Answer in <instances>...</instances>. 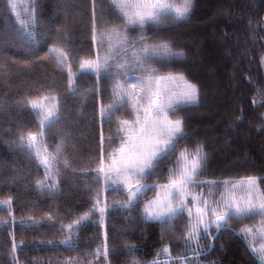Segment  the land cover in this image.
Masks as SVG:
<instances>
[{
  "label": "trees",
  "instance_id": "1",
  "mask_svg": "<svg viewBox=\"0 0 264 264\" xmlns=\"http://www.w3.org/2000/svg\"><path fill=\"white\" fill-rule=\"evenodd\" d=\"M15 4L13 11L7 0H0V200L12 201L10 208L0 209V264H154L157 259H167L168 264H264L255 251L260 240L242 231L264 217L232 220L219 230L210 224L207 232L200 231L195 249L187 239L188 212L167 225L145 219L144 214L158 186L168 183L169 170L185 147L203 146L206 165L200 179L217 184H201L191 191L203 193L210 204L225 192L221 181L264 178V0H195L187 20L169 18L144 30L147 43H168L174 52L184 53L151 67L160 75L182 73L197 86L199 99L170 114V119L184 121L186 138L156 175L143 181L156 187L146 190L132 208L121 207L126 190L106 191L103 175L96 178L102 153L119 146L123 133L118 132V121L135 119L129 115L130 104L110 120L101 117V108L113 102L117 77L97 80L94 74H82L76 80L79 91L72 94L67 67L58 66L49 54L52 48L63 49L69 54L65 65L80 72L81 58H94L106 50L93 40L94 22L97 31H107L123 29V21L109 0ZM26 10L36 18L35 27L28 29L35 38L18 40L17 16L23 19ZM129 35L140 33L133 30ZM131 75L139 76V69ZM44 95L56 97L61 119L43 129L40 137L39 117L20 102ZM29 132L42 139L47 153L55 154L56 146H63L60 162L51 169L56 184L52 192L36 186L45 170L35 155L18 146L19 137ZM109 138L115 143L109 145ZM65 159L69 167L64 166ZM98 194L99 206L106 207L103 219L98 206L89 220L73 229L69 243H61L69 239L67 225L92 210ZM105 244L107 259L94 258ZM165 248L170 256H160Z\"/></svg>",
  "mask_w": 264,
  "mask_h": 264
},
{
  "label": "snow or ice",
  "instance_id": "2",
  "mask_svg": "<svg viewBox=\"0 0 264 264\" xmlns=\"http://www.w3.org/2000/svg\"><path fill=\"white\" fill-rule=\"evenodd\" d=\"M7 2L15 11L17 6L13 0H7ZM93 2L95 3V0ZM194 2L195 0H109L125 27L97 31L94 22L93 40L98 39L99 47L106 50L103 55L98 51L94 58H81L80 72H73L70 63L65 65V62L69 60V54L63 49L50 50L49 54L58 66L67 67L68 91L72 94L79 91L76 80L82 74H94L97 80L117 77L112 90L113 102L101 108L102 118L110 120L121 109L131 105L132 112L129 115H134L135 119L118 121V132L123 133L119 137V146L111 152H103L98 160L99 167L96 169V178L98 179L101 174L105 178L106 191L108 189L127 191V200L121 205L123 208H132L143 198L146 190L156 187L143 181L155 176L163 161L176 151L179 141L186 138L184 121L180 118L170 119V114L174 116L180 105L195 104L199 99L197 86L188 81L182 73L160 75L156 68L151 67L158 60L183 57L184 53L174 52L168 43H147L144 30L146 27L158 26L169 18L176 21L187 20ZM32 3L35 4L36 0H32ZM26 11L28 14L23 19L17 16L15 33L18 40L35 38L34 31L28 29L35 27L36 18L32 11ZM133 30L139 31L140 35L130 36L129 32ZM136 69H139L140 75H131ZM170 85H176V87H170ZM20 103L30 107L39 117L40 137L44 135L43 129H51L61 119L58 101L54 96L26 98ZM42 143V139L38 140L37 134L31 132L27 136L21 135L18 140V146L21 149L27 148L30 156L35 155L39 158L45 169V178L37 180L36 186L47 187L48 191L52 192L56 189V184L51 179V169L54 163L60 162L63 146L57 145L55 154H50L47 153L46 148L41 149L37 146ZM108 143L112 145L115 141L109 138ZM63 163L65 167H69L66 159ZM205 165L206 153L202 145H196L191 149L185 147L180 151L179 156L176 157L175 166L169 170L168 183L158 186L163 196L145 205V219L167 225L178 218L183 211H188L191 216L192 210L188 200L191 197V203L200 205L196 208V223L191 226L187 237L189 241H192L197 239L199 225H205L204 231L207 232L208 224H214L219 230L227 228L232 220H242V218L257 215L264 217V192L261 191L264 178L262 177L253 175L235 181L219 182L224 185L225 192L220 194V200L213 201L212 204L204 198L203 193L193 194L191 189L201 184H217L216 181L200 179ZM58 173L59 169H57ZM237 192L242 195L237 197ZM208 195L214 194L209 192ZM100 202L98 194L94 208L67 225L69 239L61 243H69L73 229L89 220ZM11 204V199L0 200V209H3L5 205L10 208ZM98 211L103 219L106 207H98ZM9 215H11L10 211ZM206 217L210 218L207 223ZM242 231L251 233L253 229L246 228ZM257 231L260 230L257 229ZM12 250L13 252L17 250L15 243ZM255 251L258 253V259L264 261V244ZM163 253L170 256L167 248L163 249ZM101 255L105 259L109 255L106 244L102 250H97L94 258ZM154 264H168V261L161 262L157 259Z\"/></svg>",
  "mask_w": 264,
  "mask_h": 264
},
{
  "label": "rangeland",
  "instance_id": "3",
  "mask_svg": "<svg viewBox=\"0 0 264 264\" xmlns=\"http://www.w3.org/2000/svg\"><path fill=\"white\" fill-rule=\"evenodd\" d=\"M21 0H15V3H17V2H20ZM66 63V62H65ZM170 87H176V85H170ZM181 106V105H180ZM38 140H41L40 139V137L38 136ZM39 148H41V149H44V146H43V144H38L37 145ZM43 154V153H42ZM37 158V157H36ZM37 160H38V162H39V164L41 165V167L44 169V167H43V165L40 163V159L39 158H37ZM45 170V169H44ZM106 183V182H105ZM240 195H242V193H240V192H237V197H239ZM161 196H163V192L161 191V189L159 188V190H158V192H157V194H156V196L152 199V200H150V201H154V200H156L158 197H161ZM188 200H189V206H190V208H191V210H192V215L190 216L189 215V217H190V219H191V221H190V228H191V226L193 225V224H195L196 223V208L197 207H200V205L199 204H193V203H190L191 202V197H189L188 198ZM149 201V202H150ZM148 202V203H149ZM147 203V204H148ZM191 204V205H190ZM104 207H105V205H103ZM102 205H100L99 207H103ZM186 212H188V211H186ZM189 214V213H188ZM210 218L209 217H206L205 218V221H206V223L208 222V220H209ZM210 224H208V226H209ZM205 228V225H199V227H198V232H197V239L196 240H192V243L194 244V248L195 249H199L198 248V246L196 245L197 243H198V241H199V234H200V231L202 230V229H204ZM252 229H253V231L250 233L252 236H253V238L254 239H258V240H260V244H264V221L263 222H260L259 224H256V225H254L253 227H252ZM257 229H259L260 231H257ZM165 255H167V254H164L163 253V251L160 253V256H164L165 257ZM161 261V260H160ZM164 261H167V259H165ZM163 261V262H164ZM169 261V260H168Z\"/></svg>",
  "mask_w": 264,
  "mask_h": 264
}]
</instances>
